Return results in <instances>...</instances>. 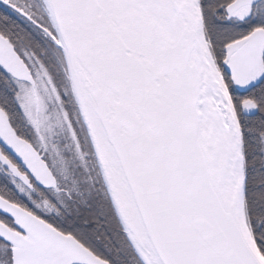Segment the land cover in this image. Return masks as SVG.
I'll use <instances>...</instances> for the list:
<instances>
[{"label": "snow or ice", "instance_id": "obj_1", "mask_svg": "<svg viewBox=\"0 0 264 264\" xmlns=\"http://www.w3.org/2000/svg\"><path fill=\"white\" fill-rule=\"evenodd\" d=\"M0 264H264V0H0Z\"/></svg>", "mask_w": 264, "mask_h": 264}]
</instances>
